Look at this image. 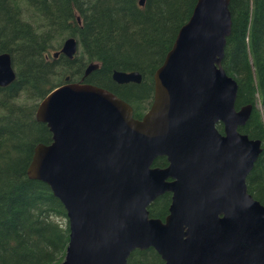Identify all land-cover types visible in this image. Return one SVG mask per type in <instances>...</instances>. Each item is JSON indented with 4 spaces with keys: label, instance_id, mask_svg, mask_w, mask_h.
<instances>
[{
    "label": "water",
    "instance_id": "water-1",
    "mask_svg": "<svg viewBox=\"0 0 264 264\" xmlns=\"http://www.w3.org/2000/svg\"><path fill=\"white\" fill-rule=\"evenodd\" d=\"M229 2L197 0L154 73L152 103L140 119L113 93L68 78L39 103L36 120L52 141L34 148L27 176L66 211L60 264H126L147 249L164 264H264V206L246 186L262 142L238 131L253 107L236 108V81L221 65ZM76 51L68 38L53 57ZM15 78L10 55L0 54V88ZM112 78L141 82L138 72ZM160 157L167 166L153 167ZM164 193L168 215L151 218L148 207Z\"/></svg>",
    "mask_w": 264,
    "mask_h": 264
},
{
    "label": "trees",
    "instance_id": "trees-1",
    "mask_svg": "<svg viewBox=\"0 0 264 264\" xmlns=\"http://www.w3.org/2000/svg\"><path fill=\"white\" fill-rule=\"evenodd\" d=\"M0 0V54L10 55L15 80L0 88V264H60L69 241L66 211L50 188L27 176L38 144L52 135L36 120L39 103L69 82L110 91L140 119L150 108L153 76L171 50L197 0ZM231 32L222 67L236 81V108L251 105L239 132L262 142L246 178L247 191L264 206V0H230ZM73 38L72 58L54 53ZM98 68L84 77L86 68ZM115 71L138 72L139 84L116 86ZM262 111L256 108V104ZM222 132V126H217ZM165 157L153 167L165 168ZM171 194L149 207L164 220ZM126 264H164L153 250L133 251Z\"/></svg>",
    "mask_w": 264,
    "mask_h": 264
},
{
    "label": "flooded vegetation",
    "instance_id": "flooded-vegetation-1",
    "mask_svg": "<svg viewBox=\"0 0 264 264\" xmlns=\"http://www.w3.org/2000/svg\"><path fill=\"white\" fill-rule=\"evenodd\" d=\"M84 77H85V76H84ZM111 79H112V82H114L116 86H122V87H124V86H126V85H128V84H134V83L119 84V83H117L116 81H114L113 78H111ZM109 92H110V91H109ZM117 97H118V96H117Z\"/></svg>",
    "mask_w": 264,
    "mask_h": 264
},
{
    "label": "rangeland",
    "instance_id": "rangeland-1",
    "mask_svg": "<svg viewBox=\"0 0 264 264\" xmlns=\"http://www.w3.org/2000/svg\"><path fill=\"white\" fill-rule=\"evenodd\" d=\"M256 108L259 110V111H262V107L257 103L256 104Z\"/></svg>",
    "mask_w": 264,
    "mask_h": 264
},
{
    "label": "bare ground",
    "instance_id": "bare-ground-1",
    "mask_svg": "<svg viewBox=\"0 0 264 264\" xmlns=\"http://www.w3.org/2000/svg\"><path fill=\"white\" fill-rule=\"evenodd\" d=\"M118 72H123V71H118Z\"/></svg>",
    "mask_w": 264,
    "mask_h": 264
}]
</instances>
